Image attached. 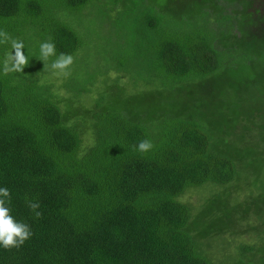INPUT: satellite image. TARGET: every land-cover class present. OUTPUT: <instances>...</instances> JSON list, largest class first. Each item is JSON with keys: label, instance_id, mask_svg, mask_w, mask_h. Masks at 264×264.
Segmentation results:
<instances>
[{"label": "trees", "instance_id": "obj_1", "mask_svg": "<svg viewBox=\"0 0 264 264\" xmlns=\"http://www.w3.org/2000/svg\"><path fill=\"white\" fill-rule=\"evenodd\" d=\"M0 30L29 60L0 45V187L33 232L0 264H264V0H0ZM49 37L84 62L60 85Z\"/></svg>", "mask_w": 264, "mask_h": 264}, {"label": "clouds", "instance_id": "obj_2", "mask_svg": "<svg viewBox=\"0 0 264 264\" xmlns=\"http://www.w3.org/2000/svg\"><path fill=\"white\" fill-rule=\"evenodd\" d=\"M11 44L12 51L8 53L3 61V71L5 74L9 72L22 73L25 66L28 65V57L24 54L25 48L22 40L14 39L4 30H0V45ZM55 57L50 64V68L65 77L71 74L70 69L74 63V57L71 54H57L53 38L49 37L40 44V60L47 61L49 58ZM140 152H148L153 148L151 141L145 139L134 146ZM11 191L7 187H0V246L5 250L13 248L19 249L24 243L33 236L31 227L22 222L17 221L12 215L11 208ZM27 206L37 220L43 218V213L39 210L40 203L38 200L29 199Z\"/></svg>", "mask_w": 264, "mask_h": 264}, {"label": "rangeland", "instance_id": "obj_3", "mask_svg": "<svg viewBox=\"0 0 264 264\" xmlns=\"http://www.w3.org/2000/svg\"><path fill=\"white\" fill-rule=\"evenodd\" d=\"M98 22V19L96 18H88V19H85L83 21H81L80 23L82 24V28L86 31L88 30H91V34L89 33L88 36H87V44H88V47H89V50L86 52V54L83 55V59L84 58H89L91 56V50L92 48L94 47H99L101 43H103V41L101 42L100 40H104V38L106 36H96V31H98V28L95 27V23ZM105 31H101V35H104ZM84 68V62L83 60L82 61H78L76 64H73L71 66V69H70V72L71 74L70 75H73V73H75L76 71H78L80 73V71ZM61 77H62V74H61ZM54 82L56 85H60V83H65L67 81V77H65L63 75V78L61 80L58 79V76L57 75H54L52 76ZM84 81H87V80H83L81 78H79L77 80V82H79V84H83ZM133 90V87H131L129 89V91H132ZM197 193L199 195V201H204L205 199H207L210 195V192L208 191V189L206 188H201L200 189H197ZM197 193L194 192V191H190L188 194H186L184 196V200L185 201H188V202H197Z\"/></svg>", "mask_w": 264, "mask_h": 264}]
</instances>
